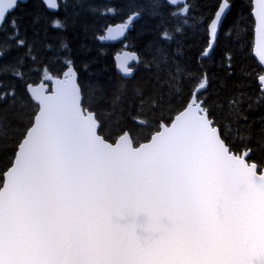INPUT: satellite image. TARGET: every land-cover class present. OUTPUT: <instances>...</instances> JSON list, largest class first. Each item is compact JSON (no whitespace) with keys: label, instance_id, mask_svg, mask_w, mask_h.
Returning <instances> with one entry per match:
<instances>
[{"label":"snow or ice","instance_id":"6c2138e0","mask_svg":"<svg viewBox=\"0 0 264 264\" xmlns=\"http://www.w3.org/2000/svg\"><path fill=\"white\" fill-rule=\"evenodd\" d=\"M16 6L0 0V29ZM226 7L215 13L212 32ZM10 24L18 35L16 20ZM23 63L21 56L16 66H0V74L23 78ZM167 63L161 54L158 72ZM163 83L171 86L170 79ZM260 91L257 105L264 84ZM37 99L39 114L0 188V264H264V172L243 158L251 149L239 155L226 144L254 135L250 123H240L248 119L242 101H229L232 119L223 131L203 101L193 102L137 146L129 133L115 143L98 134L100 124L70 76Z\"/></svg>","mask_w":264,"mask_h":264},{"label":"trees","instance_id":"16d2710c","mask_svg":"<svg viewBox=\"0 0 264 264\" xmlns=\"http://www.w3.org/2000/svg\"><path fill=\"white\" fill-rule=\"evenodd\" d=\"M221 1L187 0V14L180 20L195 31L189 35L186 24L180 30L167 28L165 32L171 34V39L164 37V32L160 34L169 12L177 10L166 0H59L57 12L49 11L42 0L18 3L0 32V49L6 48L0 66H16L21 56L24 59L20 66L23 78L13 75L11 70L0 74V127L6 132V136L0 137V187L4 172L38 110L27 85L40 81L43 67L61 75L70 63L78 73L82 104L95 112L100 121L99 132L107 140L114 141L126 129L137 144L148 140L163 122H170L188 104L197 86L206 81L199 97L222 131L232 119L229 101H242L240 108L248 119L240 123H250L254 135L249 141L230 137L226 143L236 153L251 149L249 159L257 162L259 170L264 168V134L260 133L264 126V103H256L262 96L259 78L263 68L253 54L252 0H229L231 9L221 25L216 46L211 56L201 57L208 45L209 24ZM115 11L122 15L115 16ZM134 12L140 17L122 41L101 42L109 24L126 20ZM12 19L19 26L15 36ZM54 21H60L63 27L54 26ZM72 21L77 24L72 25ZM179 33L181 37L173 44L159 45V40L170 43ZM21 39L24 45H18ZM124 43H129L128 48L137 50L140 56V64L135 65L130 79L117 72L114 60ZM161 54L168 63L161 65L164 71L158 72L156 59ZM172 58L174 62H170ZM169 79L171 86L163 83ZM238 93L245 95L239 97Z\"/></svg>","mask_w":264,"mask_h":264},{"label":"water","instance_id":"95a60500","mask_svg":"<svg viewBox=\"0 0 264 264\" xmlns=\"http://www.w3.org/2000/svg\"><path fill=\"white\" fill-rule=\"evenodd\" d=\"M19 1L22 2V3H25L28 0H17V4H18ZM166 1L168 2L169 5H171L173 7H176V6L180 5V4L187 3V0H175V3H170L169 0H166ZM43 2L47 6L48 10H50L52 12H56L59 9L58 0H56V4L58 5L57 8H51L45 2V0H43ZM225 2L227 3L228 7H226L224 12L221 14V18L218 21V26H217L215 32H212L211 29H210L211 22L216 18L215 14H214V16H213V18H212V20H211V22L209 24V27H208V30H209L208 45H207V47L205 48L204 52L201 55L202 58L211 56V54L213 52V49L216 46V42H217V39H218V36H219L221 25H222L224 19L226 18L228 12L231 9V3L228 0H222L220 5H222ZM220 5L218 6L216 12L219 11ZM14 9H12L10 12H12ZM262 11H264V8H262V6H261V0H253V15H254L255 24H256L255 25V41H254L253 53H254L255 57L258 59V61L260 62V64L264 67V25H261V21H260V17H261ZM139 16H140L139 13H133L127 18V20L124 23L119 22V23H116L114 25L113 24L109 25L105 29V33H104V35L102 37V41L103 42H116V41L122 40L125 37V35L127 34L128 30L132 27V24L139 18ZM0 32H1V29H0ZM114 59H115V65H116L117 72L119 74H121L124 78H128V79L132 78L134 76V74H135V67L132 66V65L134 63H136V64L140 63V58H139L138 52L135 51V50H132L130 48H124L122 51L117 52L115 54ZM125 67H127L131 71L130 75H125L123 73V69ZM65 74H67V76ZM68 76H70L71 79L75 83H77L79 85V88H80V91H81V87H80V84L78 82V73H77L73 63L68 65V67L65 69V71L63 72V74L61 76L54 75L51 71H48L46 76H45V78H43L41 81H39L37 83H29L27 85V90H28V93H29L31 99L38 104V110H37L35 116L39 114V100L37 99V94L48 95V94H51V93L55 92L56 88H57V80L66 79V78H68ZM261 77H264V73L260 76V78ZM260 78H259V81H260V84H261V87H262V84H264V81H261ZM202 84L205 87V82H203ZM202 84L197 86V88L194 90L193 95H192L190 101L188 102V104L181 111H179L169 123L163 122L161 124V128L159 130H157L156 132L161 131L162 130V126L170 127L171 123L174 121L175 117L177 115H179L181 112L185 111L190 103H193V102L199 103L200 101H203L202 99H198L197 98L199 93L204 89V87L201 88ZM81 94H82V91H81ZM82 98H83V95H82ZM81 103H82V101H81ZM82 106H83V104H82ZM193 106H195V104H193ZM83 108H84V106H83ZM84 109L86 111H88V112L94 113L95 118L97 119L96 114H95L94 111H91L88 108H84ZM34 120H35V117H34ZM34 120H33V122H34ZM98 122H99V120H98ZM99 124H100V122H99ZM30 127H31V125L29 126V128ZM99 128L97 130L98 134L102 135L99 132ZM124 133H129V131H125ZM155 133L152 134V135H155ZM151 137L148 140H146L144 142H141V143H148L150 141ZM118 138H119V136L113 142L110 141V140H107V139L106 140L108 142H110V143H115V142H117ZM22 139H21L20 143L22 142ZM229 148H230V146H229ZM18 150L19 149L17 147L16 153L18 152ZM246 151L247 150H244V151L238 152V153H236L234 151L233 152L236 153V154L242 155ZM249 155H250V151L248 152V154L246 156H243V158L245 160H247L249 162V164L255 163L257 165V174H260L261 172H264V168H262L261 170L258 169L257 162L252 161V160L249 161ZM14 160H15V156L13 158V161H12L11 165L4 172V181L6 180V174H7L8 170L14 164ZM4 181H3V183H4ZM2 187H3V184H2V186L0 188H2Z\"/></svg>","mask_w":264,"mask_h":264},{"label":"rangeland","instance_id":"374dc122","mask_svg":"<svg viewBox=\"0 0 264 264\" xmlns=\"http://www.w3.org/2000/svg\"><path fill=\"white\" fill-rule=\"evenodd\" d=\"M18 3H22V2H18ZM26 3V2H25ZM47 7V6H46ZM184 9H187L186 8V3L185 4H180L179 6H177V10H176V12H174L176 15H173V13H172V11L171 12H169V14L167 15V18H166V22H165V24H163V27H161V31H160V34L162 33V32H164L165 33V30L167 29V28H171V27H178V29L180 30V28L181 27H184L185 26V21H182V20H180V18L181 17H184V16H186V14H187V11L185 12L184 11ZM50 11V10H49ZM58 11V10H57ZM56 11V12H57ZM52 12V11H51ZM114 15L116 16V15H122L121 14V12H119V11H115L114 12ZM168 17H171V19H168ZM123 21H125V19H123V20H121V21H119V22H123ZM72 23V25H76L77 24V21H75V23H74V21H72L71 22ZM187 25V24H186ZM195 31V28L192 26V27H189V25H187V29H186V32L190 35V34H192L193 32ZM163 33V34H164ZM170 34V33H169ZM171 35V34H170ZM127 36V34L125 35V37ZM181 37V34L179 33L170 43L169 42H163V41H160L159 40V45H169V44H173L174 43V41L176 40V39H178V38H180ZM64 47V49H63V51L66 53V57L68 58V51L66 50V48H65V46H63ZM126 47H130V44L129 43H124L123 45H122V47L121 48H126ZM170 62H174V59L172 58L171 60H170ZM67 63H69L68 61H67ZM50 69L48 68V67H43L42 68V71H40V77H39V80H41V79H43V78H45V76H46V74H47V72L49 71ZM99 74V73H98ZM42 76V77H41ZM167 76V75H166ZM30 83H36V82H34V81H30ZM94 87V86H93ZM94 90L95 91H97L98 89L97 88H95L94 87ZM90 94L93 96V94H92V92L90 91Z\"/></svg>","mask_w":264,"mask_h":264},{"label":"flooded vegetation","instance_id":"af4514ba","mask_svg":"<svg viewBox=\"0 0 264 264\" xmlns=\"http://www.w3.org/2000/svg\"><path fill=\"white\" fill-rule=\"evenodd\" d=\"M228 1H229V0H228ZM58 2H59V0H58ZM229 2H230V1H229ZM44 4H45V3H44ZM59 8H60V6H59ZM58 10H59V9H58ZM252 15H253V0H252ZM253 18H254V15H253ZM254 22H255V18H254ZM116 23H119V22H116ZM116 23H111V24H116ZM121 23H124V22H121ZM109 25H110V24H109ZM133 25H134V23H133ZM255 25H256V24H255ZM132 27H133V26H132ZM132 27H131V28H132ZM131 28H130V29H131ZM130 29H129V30H130ZM129 30H128V31H129ZM127 33H128V32H127ZM254 39H255V26H254ZM101 42H103V41H102V36H101ZM104 43H106V42H104ZM107 43H108V42H107ZM137 52H138V51H137ZM253 54H254V53H253ZM254 56H255V55H254ZM255 58H256V57H255ZM256 59H257V58H256ZM257 60H258V59H257ZM258 62H259V61H258ZM139 64H140V63H139ZM259 64H260V62H259ZM137 65H138V64H137ZM137 65H136V66H137ZM260 65H261V64H260ZM261 66H262V65H261ZM262 68H263V66H262ZM135 71H136V67H135ZM199 98H201V97H199ZM168 123H169V122H168ZM125 131H129V130L126 129ZM125 131H124V132H125ZM129 133H130V131H129ZM130 134H131V133H130ZM110 141H112V140H110Z\"/></svg>","mask_w":264,"mask_h":264},{"label":"bare ground","instance_id":"6f19581e","mask_svg":"<svg viewBox=\"0 0 264 264\" xmlns=\"http://www.w3.org/2000/svg\"><path fill=\"white\" fill-rule=\"evenodd\" d=\"M105 32V31H104Z\"/></svg>","mask_w":264,"mask_h":264}]
</instances>
